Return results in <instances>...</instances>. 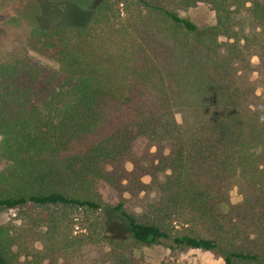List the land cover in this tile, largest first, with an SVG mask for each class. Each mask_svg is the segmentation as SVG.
Instances as JSON below:
<instances>
[{"label":"trees","instance_id":"trees-1","mask_svg":"<svg viewBox=\"0 0 264 264\" xmlns=\"http://www.w3.org/2000/svg\"><path fill=\"white\" fill-rule=\"evenodd\" d=\"M197 3L213 25L178 13ZM24 9L29 51L56 67L0 60V209L38 213L20 232L0 226V264H53L84 246L105 264H144L134 249L159 242L264 264V102L250 108L238 84L254 57L264 74V0H98L78 25ZM127 162L155 187L139 216L106 201L120 191L109 167Z\"/></svg>","mask_w":264,"mask_h":264},{"label":"rangeland","instance_id":"rangeland-1","mask_svg":"<svg viewBox=\"0 0 264 264\" xmlns=\"http://www.w3.org/2000/svg\"><path fill=\"white\" fill-rule=\"evenodd\" d=\"M97 1L85 0L81 4L82 6L79 5L78 7L75 5L76 2L74 0H0V60L30 54L42 64L56 67L54 62L43 57H37L29 51L26 40L31 21L26 18L19 19L20 15L26 13V8L24 9V7L28 8L32 2L40 4L42 25L50 23L58 24L60 21L68 25H78L88 20L92 12V5ZM178 13L192 20L198 27L214 24L213 11L203 3H197L195 6ZM251 65L252 70L239 73L238 84L247 93L248 91L250 92L252 100H250L249 106L250 108H255L256 101L254 98L258 97L264 102V74L258 71L257 58H252ZM4 165L5 163L0 158V170L3 169ZM133 168L130 162L122 166L113 165L109 167L119 179L118 185L120 191L117 195L109 194L106 201L115 202L120 199L125 202L130 213L139 216L143 205L156 198V192L151 177L139 175L138 172L134 173ZM230 196L232 203L239 201L236 190H233ZM60 214L63 216L62 219L66 221L74 219L72 223L79 222L83 227L87 226V220L91 221L92 219L91 216L68 209H63V212H60ZM34 215H38V213L24 210L0 209V226L11 232H20L19 228L25 226V224L27 225ZM76 220L78 222H75ZM79 231L78 228H72L74 235H79ZM84 232V230L80 231V233ZM40 241L39 236L29 239V243L33 242L32 246L35 249H40ZM133 252L134 258L141 259L144 264H224L220 258L215 257L209 252L191 249L185 251L177 250L175 252L169 251L162 242L149 247H137ZM105 262L104 251L84 246L82 252L75 257L57 258L53 264H105Z\"/></svg>","mask_w":264,"mask_h":264}]
</instances>
